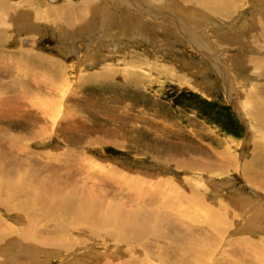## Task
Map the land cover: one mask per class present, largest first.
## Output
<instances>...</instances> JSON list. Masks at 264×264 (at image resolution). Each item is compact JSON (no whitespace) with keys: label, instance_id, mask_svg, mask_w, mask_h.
Segmentation results:
<instances>
[{"label":"rangeland","instance_id":"1","mask_svg":"<svg viewBox=\"0 0 264 264\" xmlns=\"http://www.w3.org/2000/svg\"><path fill=\"white\" fill-rule=\"evenodd\" d=\"M94 1L0 0V264H264V0Z\"/></svg>","mask_w":264,"mask_h":264},{"label":"bare ground","instance_id":"2","mask_svg":"<svg viewBox=\"0 0 264 264\" xmlns=\"http://www.w3.org/2000/svg\"><path fill=\"white\" fill-rule=\"evenodd\" d=\"M2 1V0H1ZM50 1H57V2H59L60 0H50ZM63 1V0H62ZM65 1V0H64ZM71 0H69V2H70ZM90 1H93L92 3H96V1H94V0H90ZM155 1H158V0H155ZM195 2V1H194ZM199 2H200V0H199ZM201 3H202V7H206V8H209L210 9V11L212 12V13H214V15L215 16H217V15H219L220 14V10L221 11H224V9H223V5H222V2L221 1H219V0H203V1H201ZM3 4V3H2ZM79 4V3H78ZM78 4H73V3H68V5L67 6H63L62 5V7H57V8H53V11H54V13H58V14H60V15H63V9L62 8H65V7H68V8H71V9H74V10H77V11H79V13H81V14H83L84 12H83V7H82V5L80 4V7L79 8H73V7H71V6H74V5H78ZM175 5V4H174ZM187 6V5H186ZM180 6H177V7H175L176 9H174V11H176V12H181L182 11V9L181 8H179ZM162 8V7H161ZM52 12V11H51ZM185 14H186V17H192V12H190V11H188V10H186V11H183ZM66 14H68V12H65ZM182 13V12H181ZM69 14H71V13H69ZM166 17V16H165ZM26 52V51H25ZM40 61H42V60H40ZM25 62H26V60H25ZM27 62H29V60H27ZM43 62V61H42ZM30 66V65H29ZM248 98H249V96H248ZM255 102V101H254ZM260 105V104H259ZM261 107V108H260ZM259 109L257 110V116L258 117H256L255 116V118H257L256 120L257 121H255L258 125H264V123H263V121L261 120V118L260 117H262V115H264V103L262 102L261 103V106H259L258 107ZM253 111V110H252ZM258 120H260V122H258ZM260 157H258L257 158V156H255V159L257 160V162H259L260 161V159H259ZM261 162V161H260ZM248 165V164H247ZM263 165V164H262ZM247 167V166H246ZM256 166L255 165H253L252 163L250 164V165H248V168H250V169H254ZM262 167V166H261ZM263 168V167H262ZM256 169V168H255ZM247 170H249V169H247ZM32 194H36V193H39V192H34V191H32L31 192ZM41 193V192H40ZM52 193V192H51ZM31 194V195H32ZM41 195H44L43 193H41ZM45 197H47V196H45ZM50 198V197H49ZM90 200V199H89ZM62 202V201H61ZM64 202V201H63ZM66 202V204L65 203H63L62 204V206H64L65 208H67L68 210L69 209H71V205L69 206L68 204L69 203H67V201H65ZM70 202V201H69ZM92 202V201H91ZM98 201H96V203H97ZM84 203V202H83ZM97 206L99 205L98 203L96 204ZM93 206L92 204H88L87 206H83V207H79V208H77V210H75L76 211V213L77 214H75L78 218H76L77 220H76V223H79L80 221H84V220H88V218H90V214L91 213H93L94 215H96L95 217H97V215L98 214H95L93 211H91L90 209H92V208H97V206ZM73 208V207H72ZM81 215H82V217H81ZM108 215H109V213H106V214H104L103 216H101V217H98V218H103V219H105L106 221H109L108 220ZM135 216H138L136 213L134 214ZM114 217V216H113ZM75 221V220H74ZM112 221H117V218L116 217H114L113 218V220ZM127 221H129L128 219H119V223L121 224V226H123V227H125L126 225H129V224H127ZM132 227V226H131ZM127 228H128V226H127Z\"/></svg>","mask_w":264,"mask_h":264},{"label":"water","instance_id":"3","mask_svg":"<svg viewBox=\"0 0 264 264\" xmlns=\"http://www.w3.org/2000/svg\"><path fill=\"white\" fill-rule=\"evenodd\" d=\"M218 54H219V52L218 53H208V56L211 58V60L214 63H216L217 61H215V60L218 58ZM218 60H220V59H218ZM221 77H222V80L225 81L226 84H230V85L232 84L230 81L231 78L227 73H225V75L221 74Z\"/></svg>","mask_w":264,"mask_h":264},{"label":"crops","instance_id":"4","mask_svg":"<svg viewBox=\"0 0 264 264\" xmlns=\"http://www.w3.org/2000/svg\"><path fill=\"white\" fill-rule=\"evenodd\" d=\"M260 161L259 162H256V164H255L256 167L255 168L258 167V173H259L258 176H260L261 178H264V152L262 153V157L260 158Z\"/></svg>","mask_w":264,"mask_h":264}]
</instances>
